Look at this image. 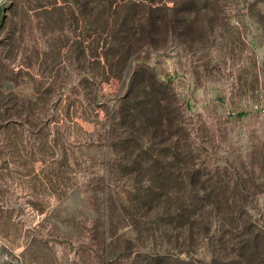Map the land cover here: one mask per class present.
Instances as JSON below:
<instances>
[{"label":"rangeland","instance_id":"374dc122","mask_svg":"<svg viewBox=\"0 0 264 264\" xmlns=\"http://www.w3.org/2000/svg\"><path fill=\"white\" fill-rule=\"evenodd\" d=\"M83 1L0 0V264L141 260L147 241L130 219L142 226L145 219L124 207L130 186L149 178L121 173L108 126L120 122L112 113L125 96L128 116L147 118L159 96L150 81L166 88L160 107L173 124L171 143L189 145L201 180L212 179L230 198L222 215L208 208L210 216L228 221L232 212L233 234L264 233V117L255 109L264 103V0H212L207 16L186 17L189 34L176 27L132 45L122 79L109 82L98 75L94 47L105 34L94 19L112 30L130 13L114 1L102 14L106 5L90 0L97 10L85 17L77 4ZM185 1L163 0L159 9L177 21ZM141 102L146 109L136 106ZM137 107L145 112L137 116ZM127 131L136 137L143 129L136 122ZM167 146L155 147L154 157ZM217 230L213 224L215 241ZM205 249L198 248L201 256Z\"/></svg>","mask_w":264,"mask_h":264},{"label":"trees","instance_id":"16d2710c","mask_svg":"<svg viewBox=\"0 0 264 264\" xmlns=\"http://www.w3.org/2000/svg\"><path fill=\"white\" fill-rule=\"evenodd\" d=\"M114 1L127 5L126 10L130 13V20L117 29L113 27L110 30L107 24L100 20L101 17L97 16L96 20L94 19L96 21L94 24L96 23L100 32L105 34L103 40H96L94 47L95 51L98 50L96 64L99 65L98 75L102 82L122 79L125 56L128 55L132 45L149 44L159 31L166 34L176 33V27L181 29L180 36L189 34L190 31L185 29L189 20L186 17L192 11L200 12L201 10L205 12L204 16H207L215 10L211 6L216 3L212 0H183L187 2L188 10L183 15L184 18L176 21L175 16L159 9L167 5L163 3V0H92L97 5H106L101 10L102 14L107 9H111ZM90 2L85 0L77 3L85 17L89 11L97 10L87 6ZM146 10L149 11L147 16L136 15V11ZM159 10L162 11L161 16H154L153 13ZM129 13L124 16V21H127ZM139 70L143 74H150L147 67ZM147 83L149 84V81ZM150 83L151 92L159 96L153 97L156 104L153 105L150 113L145 114L147 118L141 117V120L140 118L135 120L136 115L128 116L125 107L128 96H125L112 113L115 115L114 121L116 113H119L120 122H113L108 126L117 139L112 146L115 149L114 153L118 161L123 163L122 167L117 169L123 175L129 172L136 177L138 175L149 178V184L141 186V182H135L130 186L127 191V198L130 199L128 206L124 207L127 209V215L131 211L138 210L145 219L144 226L134 221L135 218L130 219L131 222L133 221L132 225L135 224V229H138L136 226L140 225V231L147 241L145 252L141 260H137V264H264L263 231L257 230L254 233L246 229L240 233V237L237 233L233 234V230L238 226L235 225L237 221L232 217V212L229 214L228 221H224L222 217L219 218L220 216H210L208 208L215 209L219 215H222L223 207L230 202V198H226L223 188L217 187L212 179L206 182L201 180L202 175H205L204 171L202 168H194L195 152L189 145L183 146L179 141L171 143L175 137V134L171 132L173 124L167 118L168 112L160 107V94H163L166 88L157 82L150 81ZM145 87L144 82L143 88ZM136 106L142 109L147 107L144 102ZM140 108L132 109L137 110V116L145 112ZM128 118H130L129 121ZM136 122L143 129L140 133L142 136L134 137L132 134L130 136L127 131ZM176 135L179 136L178 140H182L185 136L183 129L178 127ZM161 144H169V146L159 150L160 154L154 157V148ZM144 145H147L148 149H143ZM132 156L136 160H131ZM145 161H149V166L142 170L140 165ZM130 164L132 166H128ZM136 165L137 168L134 169L133 166ZM221 195H224V198H221ZM228 207L230 211L233 205ZM131 216L132 214L129 215ZM213 224L216 228L218 227V233L220 232L217 241L215 236L210 234ZM203 245L207 249L203 250V256H201L198 248Z\"/></svg>","mask_w":264,"mask_h":264},{"label":"built area","instance_id":"2783aa9c","mask_svg":"<svg viewBox=\"0 0 264 264\" xmlns=\"http://www.w3.org/2000/svg\"><path fill=\"white\" fill-rule=\"evenodd\" d=\"M255 109L264 117V103L260 104V106H255Z\"/></svg>","mask_w":264,"mask_h":264}]
</instances>
